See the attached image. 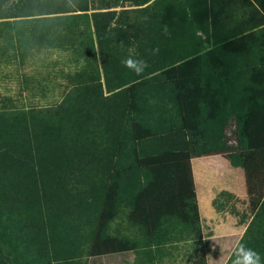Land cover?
<instances>
[{
  "label": "trees",
  "instance_id": "1",
  "mask_svg": "<svg viewBox=\"0 0 264 264\" xmlns=\"http://www.w3.org/2000/svg\"><path fill=\"white\" fill-rule=\"evenodd\" d=\"M91 1L71 7L67 0H15L6 6L0 0V19H5L0 26L16 31L22 47H67L87 62L71 76L72 86L57 104L0 107V264H87L110 197L114 209L130 211L126 223L135 230L115 232L104 243L106 264L130 258L155 264L168 244L201 238L188 159L123 169L115 158L134 100L139 109L130 121L137 157L187 149L182 128L148 134L147 126L161 117L173 119L174 104L169 80L145 79L208 47H214L227 72L236 122L233 137L252 213L243 243L264 259V38L245 54L219 47L264 26L262 5L253 0H119L135 7L115 10L118 0H97L94 7ZM156 48L160 51L153 54ZM130 55L150 67L137 76L123 63ZM211 71L204 60V72ZM230 116L225 106L213 123L198 124L206 151L227 147ZM114 173L122 182L111 194ZM214 205L213 199L200 201L204 223L214 216ZM240 237L232 235L228 257Z\"/></svg>",
  "mask_w": 264,
  "mask_h": 264
},
{
  "label": "rangeland",
  "instance_id": "2",
  "mask_svg": "<svg viewBox=\"0 0 264 264\" xmlns=\"http://www.w3.org/2000/svg\"><path fill=\"white\" fill-rule=\"evenodd\" d=\"M2 1L6 6L15 0ZM97 2V0L91 1L90 7L96 6ZM253 2L262 5L260 7L264 13V0H253ZM130 4L129 2L121 3L118 0L114 9L135 7ZM254 29L256 32L249 34L247 38L252 40V43L262 44L264 26L253 28L252 32ZM17 38L19 37L16 31H8L7 28L4 29V26H0V107L21 109L57 104L72 86L71 76L87 67L85 56L78 55L77 52L67 47H22ZM204 60L207 59L204 58ZM147 80L152 81L154 77H148L145 81ZM129 90L131 93L134 92L132 86ZM138 109L135 100L132 101L127 110V125L134 115L136 117ZM228 109L231 111V116L230 126L227 127L229 130L227 148L192 156L193 160L197 161V167L191 170V176L199 216L201 214L200 201L212 199L215 202L214 216L208 223L202 222L200 218V239L168 244L161 260L155 264H224L229 254V240L233 234L239 233L241 236L252 217L250 207L246 203L244 171L239 157L240 147L237 135L236 138L233 137V130L236 126L232 115V104ZM153 124L151 127L158 123L155 121ZM127 125L122 140L126 137ZM174 156L176 155L172 157ZM172 157L164 156L136 162L132 161L131 156L127 159V166L139 168V166H145L147 162L169 160ZM115 159L120 162L119 149ZM115 167L117 163L114 162ZM120 182L122 179L118 173L111 175L108 183L111 194ZM138 184L140 186L139 182ZM113 204V198L110 197L103 209L106 217L105 223L95 231L88 248V256L85 259L87 264H106L104 256L109 251L102 249L104 243L113 238L116 235L115 232L128 233L135 230L132 227L129 229L126 223L127 214L130 211L122 207L114 209ZM103 230L106 231V236L101 238L100 232ZM122 264L136 263L130 258Z\"/></svg>",
  "mask_w": 264,
  "mask_h": 264
},
{
  "label": "crops",
  "instance_id": "3",
  "mask_svg": "<svg viewBox=\"0 0 264 264\" xmlns=\"http://www.w3.org/2000/svg\"><path fill=\"white\" fill-rule=\"evenodd\" d=\"M254 31L256 32L254 29L253 32L252 30L247 31L224 41L219 45V47L225 53L245 54L247 53L250 44L253 42L247 37L249 34L254 33ZM204 58L207 59L208 66L212 70L209 73L204 72ZM151 76L154 77V80L152 81L167 79L171 82L174 111L172 112V120L161 117L156 121L157 123H161V125L157 126L155 124L154 127H151L154 125L152 123L147 127V132L152 135L182 128L186 135L187 149L184 151H165L157 155L139 158L135 154L132 122L128 121L127 125L125 120L118 143V149L121 154L118 166H121L123 169L130 168L127 166V159L131 158V156L132 161L137 162L140 160L145 161L149 159H156L158 157H172L173 155H176L174 158L172 157V159L161 161L153 160L151 162H147L146 165L188 159L191 164V170L193 171L194 167H197V161L193 160V155H197L202 152L222 150L211 149L206 151L204 149V142L201 137V131L198 129V124L201 122L213 123L225 106L231 107V96L229 93L227 72L222 68L218 56L214 52V47H208L201 53L188 57L162 71H158L150 75L149 77ZM126 125V137L122 140ZM229 126L230 118L227 121V127L229 128ZM228 133L229 130L227 129V135ZM125 145H127V147ZM125 147L127 148V151L125 150ZM200 218L203 222L201 214Z\"/></svg>",
  "mask_w": 264,
  "mask_h": 264
},
{
  "label": "clouds",
  "instance_id": "4",
  "mask_svg": "<svg viewBox=\"0 0 264 264\" xmlns=\"http://www.w3.org/2000/svg\"><path fill=\"white\" fill-rule=\"evenodd\" d=\"M68 5L75 7L79 0H67ZM159 49H153V54H158ZM125 67L132 70L137 76L142 75L150 67L147 61L130 55L123 61ZM224 264H264V259L254 249L243 243V235L233 247L231 255L224 261Z\"/></svg>",
  "mask_w": 264,
  "mask_h": 264
}]
</instances>
